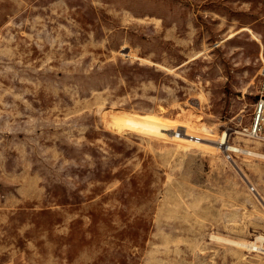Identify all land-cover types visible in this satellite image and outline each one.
Returning a JSON list of instances; mask_svg holds the SVG:
<instances>
[{
	"label": "rangeland",
	"instance_id": "rangeland-1",
	"mask_svg": "<svg viewBox=\"0 0 264 264\" xmlns=\"http://www.w3.org/2000/svg\"><path fill=\"white\" fill-rule=\"evenodd\" d=\"M263 88L264 0H0V264H264Z\"/></svg>",
	"mask_w": 264,
	"mask_h": 264
},
{
	"label": "bare ground",
	"instance_id": "bare-ground-1",
	"mask_svg": "<svg viewBox=\"0 0 264 264\" xmlns=\"http://www.w3.org/2000/svg\"><path fill=\"white\" fill-rule=\"evenodd\" d=\"M104 123L107 125V127L113 129L118 133L137 131L142 134L148 135L149 137L162 138L176 132L171 128L169 122L163 119L162 116L149 111L141 112L137 110L109 109L104 113ZM226 129H223L220 132V135L217 139H205H207L208 142L223 147L224 149L227 147L233 149L242 148L243 150L248 151L247 153L249 154H255L257 156L264 157V151L236 146L234 144L232 145V143L229 141V131H227ZM235 242L238 245L246 246L249 248H258L260 246L264 247V233L256 234V237L254 239H237L235 240Z\"/></svg>",
	"mask_w": 264,
	"mask_h": 264
},
{
	"label": "built area",
	"instance_id": "built-area-1",
	"mask_svg": "<svg viewBox=\"0 0 264 264\" xmlns=\"http://www.w3.org/2000/svg\"><path fill=\"white\" fill-rule=\"evenodd\" d=\"M244 130L250 137L264 142V88L255 102L252 121L250 125L244 127ZM224 151L226 157L232 160H235V155L246 154L248 152L242 148L233 149L229 147L225 148ZM249 187L252 191L256 188L252 183Z\"/></svg>",
	"mask_w": 264,
	"mask_h": 264
}]
</instances>
